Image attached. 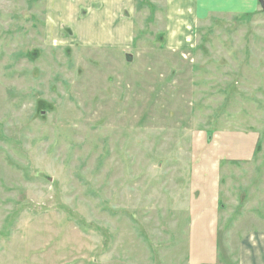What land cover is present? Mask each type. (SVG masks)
Returning a JSON list of instances; mask_svg holds the SVG:
<instances>
[{
    "label": "rangeland",
    "instance_id": "1",
    "mask_svg": "<svg viewBox=\"0 0 264 264\" xmlns=\"http://www.w3.org/2000/svg\"><path fill=\"white\" fill-rule=\"evenodd\" d=\"M156 2L129 8L131 63L75 42L88 0H0L2 264H237L264 220V11L175 51L142 41Z\"/></svg>",
    "mask_w": 264,
    "mask_h": 264
},
{
    "label": "crops",
    "instance_id": "2",
    "mask_svg": "<svg viewBox=\"0 0 264 264\" xmlns=\"http://www.w3.org/2000/svg\"><path fill=\"white\" fill-rule=\"evenodd\" d=\"M88 1L90 7L93 6L96 10L80 14V12L75 13L73 7H63L66 11H69L66 15L70 13H72V15L74 14L73 17L68 19V24L72 26V30H69H71V34L76 38L75 42H78L82 47L117 49L125 52L127 55L131 54L130 48L134 50L137 45H141V47L139 46L140 48L146 47V43L148 42L143 40H158V38H160L161 44L166 45V47L171 50L186 51V45L188 44L187 40L191 36L190 33L200 28V24L204 23V21L206 22L208 17H234L240 21L243 20L250 23L256 15L260 14L261 11H264L260 0H165L167 15L164 31L161 34L158 33L156 35L153 33L148 35L144 34L142 39L143 42L136 45L134 43L135 37L131 30L132 26L130 28V23L128 21L129 8L133 7L132 3L135 2V0ZM143 2L154 6L156 9L155 5H157V2L155 3V0H143ZM59 6L60 5L54 8L58 9ZM146 10L148 11L147 8ZM159 10L155 11V15L161 20ZM148 16L149 18L146 19L145 22L150 21V13ZM50 25L52 26L53 23H50ZM148 27L151 28L150 26ZM133 61L134 56H132V62ZM205 187L207 186L205 185L204 188ZM261 191L263 190L261 189ZM233 192H236L235 188ZM256 192L258 193V191ZM203 208L204 210L201 214L206 215V210L210 207L205 206ZM249 214L250 212H248L247 215ZM254 217L258 216L254 214ZM260 218L264 219V217ZM256 223L259 225L257 230L252 229L247 231L243 240L239 243L238 251L236 253L237 258L235 257L237 264H264V226H261L264 225V220L257 221ZM22 232L26 234L27 231L23 230L20 234H17L18 231H16L15 233L17 235L13 234L12 237V242L17 241V244L20 247H23L26 244V240L23 239L24 234H21ZM14 235L16 239L15 241ZM2 248L3 245L0 243V249ZM52 257L55 261L51 264H55L56 262L65 264L63 258L59 257L56 259L53 255ZM10 260L14 259L11 258ZM2 263L4 262H0V264Z\"/></svg>",
    "mask_w": 264,
    "mask_h": 264
},
{
    "label": "water",
    "instance_id": "3",
    "mask_svg": "<svg viewBox=\"0 0 264 264\" xmlns=\"http://www.w3.org/2000/svg\"><path fill=\"white\" fill-rule=\"evenodd\" d=\"M260 3L262 5V7L264 8V0H260ZM127 60H128V62H132V56L131 55H128L127 56Z\"/></svg>",
    "mask_w": 264,
    "mask_h": 264
},
{
    "label": "trees",
    "instance_id": "4",
    "mask_svg": "<svg viewBox=\"0 0 264 264\" xmlns=\"http://www.w3.org/2000/svg\"><path fill=\"white\" fill-rule=\"evenodd\" d=\"M259 151H260V147H259Z\"/></svg>",
    "mask_w": 264,
    "mask_h": 264
}]
</instances>
